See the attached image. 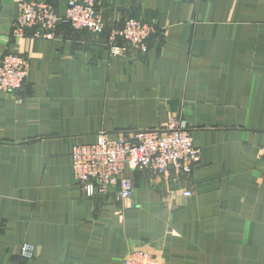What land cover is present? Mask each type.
<instances>
[{"label": "crops", "instance_id": "obj_1", "mask_svg": "<svg viewBox=\"0 0 264 264\" xmlns=\"http://www.w3.org/2000/svg\"><path fill=\"white\" fill-rule=\"evenodd\" d=\"M17 1L0 0V59L29 63L22 88L0 92V264H123L134 250L264 264V0H99L107 31L53 39L13 37ZM127 19L153 24L147 52L111 57ZM175 115L199 149L190 175L135 172L129 200L82 196L76 145Z\"/></svg>", "mask_w": 264, "mask_h": 264}, {"label": "built area", "instance_id": "obj_2", "mask_svg": "<svg viewBox=\"0 0 264 264\" xmlns=\"http://www.w3.org/2000/svg\"><path fill=\"white\" fill-rule=\"evenodd\" d=\"M99 0H71L60 11L49 3L17 1L13 37L53 39L60 26L74 31L101 35L108 30L98 8ZM155 32L152 23L127 19L119 29L111 28L108 50L111 57L143 55L147 41ZM121 41V44L118 43ZM28 60L15 53H5L0 59V92L14 94L28 76ZM199 151L194 147L190 130L182 123L170 127L141 130L115 137L102 133L96 142L77 145L71 153L72 175L85 198L112 193L120 200L134 194L133 173L169 178L172 173L190 175L197 164ZM264 177V144L261 148ZM28 246L22 248L26 253ZM123 264H160L155 255L143 250L129 253Z\"/></svg>", "mask_w": 264, "mask_h": 264}, {"label": "rangeland", "instance_id": "obj_3", "mask_svg": "<svg viewBox=\"0 0 264 264\" xmlns=\"http://www.w3.org/2000/svg\"><path fill=\"white\" fill-rule=\"evenodd\" d=\"M173 122H179V123H182V124L184 125L185 128L189 129V130H190L191 138H192V140H193V137H192V131H191L190 127L188 126V124L186 123V121H184V119H182V118L176 117V115H175V116H172L171 118H169V119L167 120V122H166L164 125L158 127L157 129H162V128L170 127V126L172 125ZM135 131H141V130L121 131V132H119L118 134H129V133H131V132H135ZM102 133L107 134V133L104 132V131L100 132L99 134H102ZM99 134L97 135V137L99 136ZM118 134H117V135H118ZM107 135H108V134H107ZM193 145H194V147L199 151V149H198V148L195 146V144H194V140H193ZM76 146H77V145H76ZM199 157H200V153H199L198 159H199ZM198 161H199V160H198ZM198 161H197V162H198ZM72 177H73V176H72ZM73 179H74V178H73Z\"/></svg>", "mask_w": 264, "mask_h": 264}]
</instances>
